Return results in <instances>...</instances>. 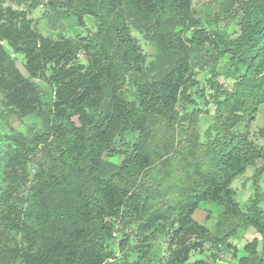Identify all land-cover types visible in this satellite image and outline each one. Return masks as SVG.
<instances>
[{
	"label": "trees",
	"instance_id": "16d2710c",
	"mask_svg": "<svg viewBox=\"0 0 264 264\" xmlns=\"http://www.w3.org/2000/svg\"><path fill=\"white\" fill-rule=\"evenodd\" d=\"M5 1L0 104L42 123L25 133L8 132L0 121V264H121L114 247L127 245L137 257L123 264H151L150 242L160 232L168 239L157 264H187L208 237L222 246L242 222L260 235L262 252L254 238L234 264H264V216L256 199L241 207L231 186L257 159V172L264 170V147L232 131L264 102V0H226L225 10L240 14L236 37L195 18L186 23L193 0H49L80 23L94 18L95 31L78 39L43 35L27 11ZM133 30L149 45L148 56ZM5 43L24 55L30 77L54 86L47 111ZM226 54L235 70L244 67L229 90L216 70ZM208 66L215 112L202 141L201 110L191 109L189 89L198 83L196 68ZM125 132L136 138L120 151L116 139ZM259 133L264 138V127ZM119 153V163L104 157ZM206 202L224 207L217 228L229 222L214 236L193 216Z\"/></svg>",
	"mask_w": 264,
	"mask_h": 264
},
{
	"label": "rangeland",
	"instance_id": "374dc122",
	"mask_svg": "<svg viewBox=\"0 0 264 264\" xmlns=\"http://www.w3.org/2000/svg\"><path fill=\"white\" fill-rule=\"evenodd\" d=\"M39 4H31L25 0H6L5 5H8L14 9L27 11V16L31 19L33 26L45 36L58 38L59 36H65L70 39H78L86 37L95 31L96 25L94 18L91 15H84L83 22L78 21L77 14L73 11H69L64 6L53 7L48 4L49 0H38ZM192 13L191 17L188 18L186 23H189L191 19H197L202 26L213 32H226L231 37H236L239 34V20L240 14H236V10L230 11L225 10L226 0H193L192 1ZM240 13V12H239ZM133 36L136 38L137 43L141 49L147 54H150V47L142 34L138 31H132ZM6 47L11 53L14 61L16 62L19 70L28 77L36 86L41 96V103L39 108L42 110L50 109L52 101L54 99V86L47 83L43 79L30 77L25 69V59L22 53H15L6 43ZM203 53H212L210 47H205ZM149 59V57H148ZM229 56L226 54L219 58L216 70H217V81L225 89H231L233 83L237 79V76L244 70V67L240 66L239 70H235L229 65ZM79 62L83 65L86 64L83 55L79 56ZM197 75L196 79L198 83L189 89L192 94V98L195 99V103L190 104L191 109L194 107L201 110L196 130L202 141L206 140L204 131L213 122V115L215 112V104L213 102V89L207 84V78L209 77L210 67L208 66L205 70H199L196 68ZM122 92L126 97L131 96V91L122 88ZM0 121L3 125L4 130L8 132H27L29 128L33 126H40L42 121L38 115H29L23 118H19L15 113L7 111L3 105L0 104ZM264 127V102H262L257 111L254 113V118L239 123L233 128L234 133L248 132V138L253 140L259 147H264V138L259 133L260 129ZM136 138V133L125 132L117 137L116 147L121 151L129 148ZM104 157L108 160H112L119 163L122 160L121 153L115 154L114 156ZM263 161L257 159L255 163L247 166L246 170L237 175L231 186L235 191V198L237 202L245 210L252 204V201L256 199V206L261 210L264 216V170L257 172ZM37 165L30 167V177L33 176V170L36 169ZM251 203V204H250ZM224 211V207L215 203L206 202L201 203L194 213V218L209 229L211 235L214 236L216 231H225L229 228L228 223H221L220 228H217V220ZM223 220V219H221ZM234 225V224H233ZM135 226L126 229L127 232L130 230L134 231ZM125 231V232H126ZM254 238L259 239L258 250L259 253L262 251V241L260 235L251 227H248L242 222L236 229L235 233L229 236L227 242H223L221 246L217 240L213 238H207L203 249L195 250L191 253L187 264H195L199 259H204L207 264H210L208 260L214 257L219 248L223 249L226 254L225 264H234V259L247 255L244 247L247 243L251 242ZM168 235L165 232L158 233L153 240H151V251L149 250V256L151 257V264H157V260L162 255L166 254ZM226 243V244H225ZM228 244L230 246H228ZM117 252L118 261L123 264V261L133 262L136 259L135 250L130 245H127L123 249L114 247ZM236 256L233 257V254ZM211 256V257H210ZM15 264H21L16 262Z\"/></svg>",
	"mask_w": 264,
	"mask_h": 264
},
{
	"label": "built area",
	"instance_id": "2783aa9c",
	"mask_svg": "<svg viewBox=\"0 0 264 264\" xmlns=\"http://www.w3.org/2000/svg\"><path fill=\"white\" fill-rule=\"evenodd\" d=\"M80 56V54H78ZM113 235H116V232H113ZM226 260V254L223 252L222 248H219L216 255L214 257H211L208 262L210 264H223Z\"/></svg>",
	"mask_w": 264,
	"mask_h": 264
}]
</instances>
